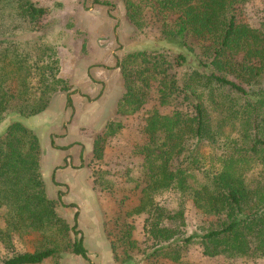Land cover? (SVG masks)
<instances>
[{
  "label": "trees",
  "instance_id": "16d2710c",
  "mask_svg": "<svg viewBox=\"0 0 264 264\" xmlns=\"http://www.w3.org/2000/svg\"><path fill=\"white\" fill-rule=\"evenodd\" d=\"M250 1L125 0L138 30L150 11L177 14L174 22H163L158 40L165 44L116 56L124 93L102 128L104 137L118 135L123 118L142 110L155 83L159 103L176 107L147 111V139L137 149L144 161L136 181L144 186L135 208L149 214L147 233L165 242L157 251L174 259L192 243L207 256L264 257V23L254 27L237 17ZM48 13L34 0H0V211L7 210L0 243L12 247L15 236L38 235L34 251L13 253L0 264H40L63 252L90 261L78 237L79 212L71 226L58 212L62 193L58 199L47 193L42 143L28 121L59 91L73 106L57 49L44 38ZM10 80L17 82L14 92L5 87ZM101 138L94 144L98 159ZM169 191L190 197L208 216L202 233L177 235L180 226L164 224L165 217L185 224L182 208L172 214L155 200Z\"/></svg>",
  "mask_w": 264,
  "mask_h": 264
},
{
  "label": "rangeland",
  "instance_id": "374dc122",
  "mask_svg": "<svg viewBox=\"0 0 264 264\" xmlns=\"http://www.w3.org/2000/svg\"><path fill=\"white\" fill-rule=\"evenodd\" d=\"M34 1L49 8L44 19V38L57 49L61 75L71 85L74 105L68 107L67 92L59 91L58 99L52 106L53 112H62L59 122L48 127L42 125L45 119L43 115L30 117L29 122L39 135L42 147H49L53 140L65 150L60 166L68 168L66 174L56 176L55 180L51 162H45L42 175L50 198L58 199L59 192L62 193V201L58 203L60 216L73 226L75 214L79 212L78 230L81 232L78 237H84L92 263L264 264V257L207 256L199 243H192L182 249L179 259L157 251L165 242H156L147 233L145 220L149 214H137L135 208L140 203L144 186L143 182L138 184L136 181L142 177L144 161L137 149L147 139L143 131L147 111L159 108L164 113H172L176 109L175 106L159 103L158 83L153 86L151 97L142 110L123 118L124 128L118 135L112 138L103 136V125L112 116L117 100L124 93L120 70L115 67L116 56L143 45L165 44L158 40L163 22H174L177 14L164 16L150 11L146 17V26L138 30L129 20L125 0H109L112 5L94 0ZM237 17L251 26H262L264 0H252L242 5ZM5 87L14 92L17 88L16 80L8 81ZM98 137H102L101 159L96 157L94 150ZM82 153L84 159H80ZM105 171L108 173L103 174ZM95 172L98 174L95 175ZM99 173L104 180L110 179L111 183L104 182L102 177L95 183ZM155 200L172 214L182 208L184 225H180L179 218H164V224L180 226V234L177 235L184 232L187 235L202 233L201 226L208 224V216L195 206L190 197L184 198L175 191H169L157 195ZM6 211L5 208L0 211V224H3ZM72 236H76L75 233ZM37 239L35 233L23 238L15 236L12 247L0 243V262L13 253L34 251ZM81 262L90 264L81 256L63 252L40 264Z\"/></svg>",
  "mask_w": 264,
  "mask_h": 264
},
{
  "label": "crops",
  "instance_id": "0c3cea01",
  "mask_svg": "<svg viewBox=\"0 0 264 264\" xmlns=\"http://www.w3.org/2000/svg\"><path fill=\"white\" fill-rule=\"evenodd\" d=\"M72 96V94H71ZM58 99V93H56L51 101V104L50 106L42 113L38 114V115H35V116H39V117H45V119L43 120V124L42 125H45L48 127V125H51L54 123H57L59 122V119L62 118V112L61 113H58V112H53L52 110V106L55 104V101H57ZM118 101V100H117ZM67 102V101H66ZM57 104H60L57 102ZM73 105H74V101H73ZM52 114V115H50ZM53 114H57L56 117L53 116ZM30 121V119L28 120ZM30 124V122H29ZM34 128V127H33ZM53 134L54 136V133H51V135ZM65 153V150L62 149L61 147H59L56 143L53 144V140L50 141V146L48 147H43V154H42V171L44 169V164L45 162H51L52 164V168H53V173L52 175L55 176V180H56V176L57 177H61L63 176L64 174H66L67 172V167H61L60 166V161L63 159V155ZM70 154L73 156L74 154L72 152H70ZM85 156L83 155V153L80 155V159H84ZM70 160V158L68 159ZM43 173V172H42ZM45 178V177H44ZM47 178H45L46 180ZM51 179V177H50ZM57 181H60L57 179ZM87 247V246H86ZM88 249V248H87ZM90 257V261H88L90 264H93L92 263V259H91V256L89 255ZM82 259L86 260L85 258H83L81 256ZM83 262H81L82 264Z\"/></svg>",
  "mask_w": 264,
  "mask_h": 264
}]
</instances>
